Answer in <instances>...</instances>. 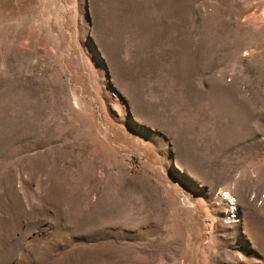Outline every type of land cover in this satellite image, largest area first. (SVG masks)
Returning a JSON list of instances; mask_svg holds the SVG:
<instances>
[{
	"label": "rangeland",
	"instance_id": "1",
	"mask_svg": "<svg viewBox=\"0 0 264 264\" xmlns=\"http://www.w3.org/2000/svg\"><path fill=\"white\" fill-rule=\"evenodd\" d=\"M0 264H264V0H0Z\"/></svg>",
	"mask_w": 264,
	"mask_h": 264
}]
</instances>
